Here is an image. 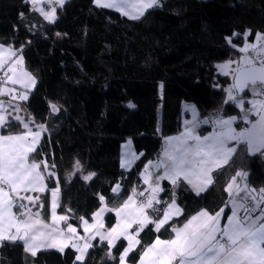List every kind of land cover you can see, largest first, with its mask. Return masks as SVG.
<instances>
[{
	"label": "trees",
	"instance_id": "obj_1",
	"mask_svg": "<svg viewBox=\"0 0 264 264\" xmlns=\"http://www.w3.org/2000/svg\"><path fill=\"white\" fill-rule=\"evenodd\" d=\"M249 29L250 41L264 34V0H163L162 7L147 10L139 20L100 8L93 0H68L57 10L55 23L42 20L26 0H0V43L21 50L26 70L36 79L25 107L46 128L29 161H48L55 176L49 179L45 172V181L54 188L59 180L58 212L69 216L67 223L81 231L79 218H91L101 195L107 205L118 207L132 188H142V168L159 155L165 137L182 129L184 103L195 104L201 118L220 109L224 117L240 114L235 104L224 103L223 89L233 82L217 72L216 64L240 56L235 47ZM50 103L60 110L53 112ZM22 130L14 122L2 133ZM128 138L142 156L125 172L120 147ZM244 147L240 144L232 161L213 173L214 184L204 193L196 195L181 180L175 189L181 215L159 233L151 226L141 232V244L128 261L137 263L142 248L157 235L171 238L170 225L178 227L202 209L215 213L223 207L226 217L229 195L224 189L237 171L248 173L249 187H264V157L241 151ZM92 172L97 175L83 180ZM115 184L122 186L119 195L112 192ZM162 188L159 200L171 201L172 185L163 181ZM50 193L41 195L49 209L41 214L46 219ZM113 222V214L107 215L106 225ZM93 245L85 264H118L125 241L111 250L114 260L108 259L106 243ZM75 256L71 247L63 253L40 251L36 257L25 253L20 242L0 247V264H74Z\"/></svg>",
	"mask_w": 264,
	"mask_h": 264
},
{
	"label": "snow or ice",
	"instance_id": "obj_2",
	"mask_svg": "<svg viewBox=\"0 0 264 264\" xmlns=\"http://www.w3.org/2000/svg\"><path fill=\"white\" fill-rule=\"evenodd\" d=\"M40 0H31L32 5H37ZM47 3L58 4L61 8L67 0H45ZM93 3L105 9H115L122 15L133 20H139L145 16L147 10L163 6V0H93ZM46 21L55 23L57 20L56 8L50 11L38 8ZM23 18V13L20 14ZM60 36V33L56 34ZM233 35H239L233 33ZM244 36L251 35V30L246 31ZM229 44L231 38H226ZM256 44L245 43L240 49L241 52L248 53L251 49L254 55L242 56L240 66L232 70L234 83L223 89L227 94L224 103H233L244 112L241 117L250 127L243 128L239 132L232 127L236 117L228 119L217 116L212 122L221 129L220 132L209 136L201 137L195 134L192 127L185 129L178 137L168 138L171 149L164 150V159L159 161L155 167H163V174L148 172L145 168L144 182L149 184L150 195L146 199L138 200L137 197H144L145 191L137 192L135 188L132 194L122 205L110 208L106 204L93 214L95 223L89 224L84 217L79 219L83 222V228L87 237L77 234V228L67 223L69 216L57 214L56 209L59 203V180L56 187L48 188L45 184V172L47 178H53L55 173L49 168L47 160L39 162L33 157L29 163V154L36 153V145L41 138V132L46 131L43 124L36 127L40 130L33 132L29 128V122H25L19 115L11 117L0 112V129H10L14 122H20L27 129L26 132L16 135H0V247L5 244L17 245L22 243L25 253L36 257L41 250L56 249L63 253L66 248H73L78 253L75 262L85 264L89 250L94 248L90 242L99 237V242H107L108 259L114 260L111 249L115 247V242L121 237L127 241L122 253L118 257V264H127L129 254L133 253L136 246L141 244L138 238L149 225H154V231L159 233L173 215H180L181 209L175 201V189L181 187V180L187 183L195 191L196 195L207 191L214 184L212 173L223 168L232 161L233 155L237 153V148L229 146L230 141L236 144L245 145L241 149L243 152L255 155L257 153L264 157V34H256ZM235 47V45H232ZM9 46L7 56L17 57L4 73L6 79L2 83L21 84L25 89H29L36 84L35 78L22 68L18 74L17 66L23 65V56H17V52ZM5 59L4 46L0 45V70H3ZM232 62L218 65L221 70L229 67ZM11 73L12 75H8ZM228 75V72H224ZM25 80L27 83H25ZM161 87H163L161 85ZM246 89H250L253 99L248 101L250 108H245V98L241 96ZM2 91V89H0ZM13 92L14 89H8ZM13 100L19 99L27 101V92H21L19 96L13 95ZM6 106L0 102V109ZM12 110L19 112L18 105L11 106ZM129 108L135 107L132 103ZM53 112L60 109L56 104L50 103ZM255 115L258 117L254 121H249L248 117ZM208 123V120L203 121ZM187 123V122H186ZM31 138V139H29ZM189 141L194 143L189 144ZM234 162V161H233ZM151 165L152 162H149ZM43 165V171H41ZM55 164L51 168H55ZM122 162L121 167H125ZM77 170L82 168L79 161L76 162ZM97 174L95 172L84 175L85 181L91 180ZM248 173L237 171L231 178V182L224 189L231 202V215L227 216V223L223 227L220 225L222 214L225 209L210 213L207 209L200 210L196 215L188 218L182 227L171 226V231L175 233L171 239H161L159 235L148 246L142 248L137 264H264V187L259 191L251 188L247 183L241 187L237 184V177L246 179ZM155 176L154 183H149ZM170 181L173 192L170 202L165 201L166 208H157L155 204L162 202L157 198L164 189L160 187L159 181ZM120 185L112 188V192L119 195ZM51 192V224L45 223L41 218L42 212L46 208L41 196L23 195L22 193H44ZM243 193V195H241ZM46 200V198H45ZM101 203L105 197H99ZM38 205V207H37ZM227 206V205H226ZM36 207L35 212L32 208ZM16 209L14 212L13 209ZM149 210L155 215H150ZM259 210V215L253 213ZM70 212L71 209H68ZM115 212L116 224L106 231L102 220V214ZM243 212V215H241ZM60 222H65L66 228L60 227ZM136 225V229H133ZM13 229L15 231L13 232ZM83 240L81 244L79 241Z\"/></svg>",
	"mask_w": 264,
	"mask_h": 264
},
{
	"label": "crops",
	"instance_id": "obj_3",
	"mask_svg": "<svg viewBox=\"0 0 264 264\" xmlns=\"http://www.w3.org/2000/svg\"><path fill=\"white\" fill-rule=\"evenodd\" d=\"M28 3H29V5H30V7H31V10H33L34 12H36L37 14H38V16L42 19V20H44V21H46L45 19H44V17H43V15H42V13L40 12V11H38L37 9L38 8H43L45 11H50L51 10V8L52 7H55L56 8V15H57V10L59 9V8H61L58 4H53V3H47V2H45V0H40V2L37 4V5H32V3H31V0H26ZM68 1V0H67ZM112 10H114V11H116L115 9H112ZM118 12V11H117ZM120 13V12H119ZM127 17V16H126ZM127 18H129V17H127ZM130 19V18H129ZM46 22H48V21H46ZM245 43H248V44H256L257 43V41H256V37L254 38V40H252V41H250V40H248L247 39V37L245 36V40H244V42H243V44L242 45H239V46H236L235 48L237 49V51L240 53V56H238V57H235V58H232V59H227V60H225V61H222V62H219V63H217L216 64V69H217V72L220 74V75H222V76H228L229 78H231L232 79V82H233V77H234V74H233V72H232V70H234V69H236V68H238L239 66H240V64H239V62H240V59H241V57L242 56H245V55H248V56H252V55H254V53L252 52V50L250 49L249 51H248V53H244V52H241L240 51V49L244 46V44ZM0 45H3L4 46V52H5V59L7 60V62L4 64V66H3V70H5V69H8V67L12 64V62L17 58V57H11L10 59L8 58V56H7V50H8V48H9V46H11V48L13 49V50H17V49H15L12 45H4V44H1L0 43ZM21 54L19 53V51L17 52V56H20ZM229 61H231L232 63L230 64V66L229 67H226V68H224L223 70H221L219 67H217L218 65H224V64H227ZM23 69L24 71H27L26 70V68H25V65H24V59H23V65H18L17 66V72H18V74H19V72H20V69ZM1 71V70H0ZM28 72V71H27ZM224 72H228L229 74L228 75H225L224 74ZM29 73V72H28ZM12 75V74H11ZM32 75V74H31ZM33 76V75H32ZM34 77V76H33ZM35 78V77H34ZM36 80V79H35ZM25 83H27V81L25 80ZM35 86H36V84L34 85V86H31L29 89H25L21 84H15V85H13V84H11V83H7V84H5V83H2V82H0V89H2V91H0V102H3L4 103V105L6 106L4 109H0V112H3L5 115H6V117L8 116V113H11V117H8L9 119H11L12 117H15L16 115H19V116H21L22 118H23V120L25 121V122H29V121H31V123H29V128H31V130L33 131V132H35V131H38V130H40V129H38L36 126L37 125H40L39 123H36L35 121H34V119H33V117L29 114V112L27 111V109H26V107H25V103L28 101H23V100H19V99H15V100H13L12 99V97H13V95H15V96H19V94L21 93V92H27L28 93V96H30V93H31V91L35 88ZM8 89H14V91L13 92H8L7 90ZM248 92H249V96L247 97V98H245V105H244V107L245 108H250L251 107V104L250 103H248V101H250L251 99H253V96H252V93H251V90L249 89L248 90ZM256 99H261V98H264V97H255ZM15 105H18L19 106V108L21 109L18 113L17 112H15V111H13L12 110V107L11 106H15ZM237 108L240 110V114L239 115H233V116H231V117H236V120L233 122V124H232V127L233 128H235L236 129V131L237 132H239L241 129H243V128H247V127H250V123H247V122H245L244 120H242L241 119V117L244 115V112L241 110V108H239L238 106H237ZM228 118H230V117H224V119H228ZM258 117H256L255 115H250L249 117H248V120L249 121H254V120H256ZM205 120H208L209 122L208 123H204L203 121H205ZM199 121H201V122H203L204 123V125L203 126H200L199 125ZM187 122V123H186ZM181 123H182V129L178 132V133H176V134H173V135H170V136H167V137H165L164 139H163V141H162V145H161V149H160V153H159V155L155 158V159H153V160H151V161H149V162H152V164L150 165L149 164V162H147L146 164H145V166L142 168V170L140 171V173H139V178H140V186H142L143 188H147V189H149V184L148 183H145L144 182V176H145V168H146V166L148 167V172H151V173H154V174H163V171H164V169H163V167H160V168H157V167H155V165L159 162V161H161V160H163L164 159V150L166 149V148H168V149H171V147H172V145H170L169 143H168V138H170V137H178L181 133H183L184 131H185V129L186 128H188V127H192L193 126V124H195L196 126H195V128H194V131H195V134H197V135H199V136H201V137H204V136H209V135H212V134H214V133H217V132H220L221 131V129L219 128V127H217L213 122H211L210 120H209V118H207V117H203V118H201V117H199V112H198V109H197V107H196V105L195 104H193V103H184L183 104V108H182V114H181ZM22 127H23V124H22ZM27 131V129H25L24 127H23V130H22V132H20V133H15V134H11V135H16V134H22V133H24V132H26ZM42 134H43V131L41 132V138H42ZM0 135H10V134H3L2 133V129H0ZM41 138H40V141H41ZM29 139H31V138H29ZM40 141H39V143H40ZM39 143L36 145V148L38 147V145H39ZM191 143H194L193 141H189V144H191ZM229 146H234V147H236L237 149H238V144H236V142L235 141H230L229 142ZM262 151H264V150H262ZM29 156H30V154H29ZM142 156V153L141 152H138V151H136V149H135V147H134V144H133V141L130 139V138H128V139H126L124 142H122V144H121V147H120V166H121V164H122V162H124L125 163V167H121V169L123 170V171H125V172H129L133 167H134V165H135V163L137 162V160L140 158ZM29 163H31L30 161H29ZM215 172V171H214ZM213 172V173H214ZM213 173H212V175H213ZM154 181H155V176H153L152 177V180H150L149 181V183H154ZM163 181H167V182H169L170 183V181H168V180H161V181H159V184H160V187L162 188V183H163ZM183 181V180H182ZM231 182V181H230ZM229 182V183H230ZM237 184H239L241 187H243L244 186V184L245 183H247V179H244V180H242L241 178H239V177H237ZM45 184H46V181H45ZM171 184V183H170ZM116 185H120V184H115L113 187H115ZM121 189H122V186L120 185V188H119V192L121 191ZM259 190H257V192H258ZM195 192V191H194ZM45 193V192H44ZM162 192H160L159 194H158V199H159V196H160V194H161ZM204 193V192H203ZM23 195H32V196H41L43 193H22ZM114 194H116V193H114ZM202 194V193H201ZM131 195V194H130ZM241 195H243V193H241ZM128 198V197H127ZM126 198V199H127ZM125 199V200H126ZM124 200V201H125ZM124 201H123V203H124ZM168 202H170V201H168ZM50 203H51V193H50V200H49V208H50ZM122 203V204H123ZM106 204V202L104 201L103 203H101V205H100V207L96 210V211H98L101 207H103L104 205ZM121 204V205H122ZM177 204V203H176ZM107 205V204H106ZM178 205V204H177ZM108 207H110V208H116V207H111V206H109V205H107ZM120 206V205H119ZM118 206V207H119ZM179 206V205H178ZM37 207H38V205H37ZM261 207H264V205H261ZM165 208H166V205H165ZM179 208L181 209V213H182V208L179 206ZM227 208H228V210H229V213H228V215H231V202H230V199H229V201H228V204H227ZM37 210V208L36 207H34V208H32V211L33 212H35ZM13 211L15 212L16 211V209L14 208L13 209ZM56 211H57V214H61V213H59L58 212V208L56 209ZM95 211V212H96ZM94 212V213H95ZM199 212V211H198ZM198 212H196L194 215H196ZM93 213V214H94ZM93 214H92V216H91V218L90 219H87L88 220V222H89V224H92V223H95V221H94V219H93ZM109 214H113V216H114V222H113V224L111 225V226H107L106 225V217H107V215H109ZM149 214L150 215H152L150 212H149ZM214 214V213H213ZM181 215V214H180ZM180 215H178V216H180ZM227 215V216H228ZM241 215H243V212H241ZM253 215L255 216V215H259V210H257V212H255V213H253ZM177 215H173L172 216V218L169 220V221H171L173 218H176V217H178ZM193 216V215H192ZM227 216L226 217H224V213L222 214V217H221V221H220V225H221V227H223L224 226V224H226L227 223ZM41 218L42 219H44V221H45V223H48V224H51V212L49 213V217L46 219V218H43L42 216H41ZM191 218V217H190ZM86 219V218H85ZM102 220H103V223H104V225H105V231L108 229V228H111L112 226H114L115 224H116V220H117V218H116V216H115V212L113 211V212H107V211H105L103 214H102ZM185 223V222H184ZM73 225V224H72ZM74 227H76L75 225H73ZM152 227L153 229H154V225H149L148 227ZM183 226V224L182 225H180V226H178V227H182ZM60 227L61 228H66V224H65V222H60ZM136 225H133V229H130V231H133V230H135L136 229ZM77 228V234L79 235V236H81V237H87V233H85V231H84V228H83V222L81 221V224H80V228H81V231L78 229V227H76ZM15 231V229H13V232ZM174 235H175V233H173V235H172V237L171 238H173L174 237ZM139 238V237H138ZM161 238V237H160ZM171 238H169V239H171ZM161 239H163V238H161ZM96 240H98L99 241V237H97L96 238ZM96 240H93V241H90L92 244L94 243V241H96ZM121 240H124V238L123 237H121L120 238V240H117L116 242H115V245H117ZM125 241V247L127 246V241L126 240H124ZM154 241V240H153ZM152 241V242H153ZM79 243H81V244H83L84 243V241L83 240H81V241H79ZM104 243H106L107 244V242L105 241ZM151 244V243H150ZM138 246V245H137ZM137 246H136V248H137ZM114 248V247H113ZM112 248V249H113ZM135 248V249H136ZM111 249V250H112ZM48 250H56V249H48ZM41 251H46V250H41ZM78 253L76 252V255H77ZM87 257V256H86ZM74 261H75V259H74ZM75 263H80V262H75ZM127 264H137V263H131V262H129L128 260H127Z\"/></svg>",
	"mask_w": 264,
	"mask_h": 264
},
{
	"label": "built area",
	"instance_id": "obj_4",
	"mask_svg": "<svg viewBox=\"0 0 264 264\" xmlns=\"http://www.w3.org/2000/svg\"><path fill=\"white\" fill-rule=\"evenodd\" d=\"M7 71V69H5V70H1L0 71V82H2L4 79H6L5 78V76H4V73ZM8 75L10 76L11 75V73H8ZM222 116V118H224V111L223 110H215V111H213V112H211L208 116H207V118H209V120L212 122L217 116ZM199 125L200 126H203L204 125V123L203 122H201V121H199ZM136 189V191L137 192H140V191H145V190H148L147 188H135ZM132 190H133V188L130 190V194H132ZM151 193H150V190L149 191H145V196L144 197H137V199L138 200H143V199H146V197L148 196V195H150ZM166 200H164V201H162V203L161 204H155L154 206L155 207H157V208H161V209H163V208H165V203H163V202H165ZM149 212L154 216L155 214L154 213H152L151 212V210H149Z\"/></svg>",
	"mask_w": 264,
	"mask_h": 264
},
{
	"label": "water",
	"instance_id": "obj_5",
	"mask_svg": "<svg viewBox=\"0 0 264 264\" xmlns=\"http://www.w3.org/2000/svg\"><path fill=\"white\" fill-rule=\"evenodd\" d=\"M233 83H234V77H233ZM249 89H246L243 93H240L241 96L245 95L248 92Z\"/></svg>",
	"mask_w": 264,
	"mask_h": 264
}]
</instances>
